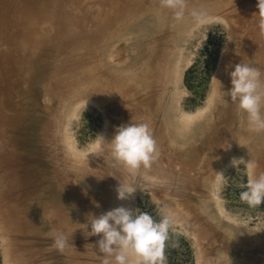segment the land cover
Instances as JSON below:
<instances>
[{"label": "rangeland", "instance_id": "rangeland-1", "mask_svg": "<svg viewBox=\"0 0 264 264\" xmlns=\"http://www.w3.org/2000/svg\"><path fill=\"white\" fill-rule=\"evenodd\" d=\"M86 1L88 3L90 2V4L88 5L84 1L89 7L91 6L92 3L93 6H91L92 9L88 8L91 9L92 11L91 13L89 10L88 13V16L91 13L90 19L88 21L89 23H91L90 25L92 26L88 27L89 24L88 23L86 27L87 29L84 28L85 31L89 32L90 35L98 31L97 35L94 34L96 35V39L98 38L97 39L98 44L96 43L97 46L98 45L101 46L102 43L108 42L105 43V47L104 44L102 45L107 52H105V49L102 47L101 48L103 49V52L102 51L100 52V50H102L100 46L92 47L94 49H97V52H94L95 54L91 52L92 50L91 51L88 50V52H90L89 54H91L92 57L97 56V58H101L98 59L100 60L99 61L100 67L104 63H105V66L103 65L104 67L108 66L107 68H109L111 64H112L111 67H114V65L118 63V61L119 64H116V66L117 65L121 66L122 63L124 67L126 61H130L131 63L134 60L132 62V65L135 66L137 65V68L140 69L142 64H139V61L136 59L137 57L140 58L137 55L138 51L139 53L141 51V54H143L142 48L140 47L138 49V45L140 44L137 42V40L139 37L137 35L136 36L133 35L134 32L137 33L139 28H141V30H144L145 26H149L147 27L148 30H152L155 26V31L157 34L155 32L153 33L154 31L153 29L151 32L152 35L149 40H151V38L157 39V37L159 39V37L161 36L162 37L160 39L162 40L168 39L171 33L174 34L177 30L178 32L179 30L181 32V30L185 31V29H188L186 30L187 32H189V34L187 33L188 40L185 42L186 44L182 46L181 49L182 51L180 50V53L183 52L182 53L183 55L180 54V57L185 56L186 59L184 57V59L183 58L180 59L181 61L184 62H179L180 60L178 61L179 64V66H177L178 71H176L174 74L176 79V86H173V88H175L174 90H176L174 91L177 99L175 100L177 101L175 102L176 103L175 105L178 106V104L180 103L179 106H181L185 110V112L190 115L189 118L184 119L183 121H185L187 125H191L190 130L192 131L195 130L197 127L202 128V132L197 133L193 137L192 142L189 144L191 145L194 142L193 144L196 143L195 144L196 146L198 147L201 146L202 149L204 148L201 153L202 157H200L201 156L200 155L199 156L200 158L194 162L195 158H193L191 155H187L185 157L179 151L180 149L179 147H181V144H176V146L174 147L177 149L173 150L172 148L173 146L170 144V142H168L167 140L168 138L165 135L163 139V137L161 136L162 134L159 132L162 131L161 129L164 127V122L162 118L164 115H162L163 113L161 112L159 113L157 112V114H154L155 110L154 112L152 110L154 108L153 105L150 104H154L155 101L153 100V98H149L152 96L150 94L153 92L151 90L153 88H150L151 87L150 85H149L150 87H148L146 90L147 91L151 90V91L149 92L146 91L145 92L146 94L142 92V94L145 96L135 92L131 93L125 87L120 88L119 91L116 90V92L111 90L109 94L110 98L108 97L107 98L108 100H105V102L103 99H102L103 102L100 100L102 103L99 102V100L97 101L96 99L91 100L90 97L92 95H90V97L88 96L89 99L83 98L84 101L83 102L81 101L82 103L80 102V104L77 105V109L75 108L76 110L74 113H73L74 111L73 109L68 110L65 108V106L61 104L60 106H58L61 107L58 108L59 112L52 113L45 118L49 126L48 129L46 128L47 126L44 128L43 131H45V134L42 131L40 133L37 132L38 135L35 133V131H32L30 130V128H28L30 120H26L24 114L18 117V119H16L17 117H15L16 120L15 121L13 120L15 115L7 112L6 110L4 111L1 110V106H0V113H1L0 115H5L6 117L7 115L8 116L13 115L12 117L9 118L12 120V122L15 121L17 125V127H15L16 129H13L15 133L14 135L15 137L12 138H14V140H12L10 134L8 135V132L5 131L4 129L5 126L0 127L1 128L0 131L2 132L0 133V162L2 161L3 163L4 162L7 163V161L9 162V164H6L7 167L6 165L2 166L3 165L2 163L0 164V212H1L0 213V264H18V263L22 264L20 259L19 261L17 259L21 255L24 256L23 253L18 251L17 244L14 242L16 236L22 237V233L17 234L12 229H10L9 226L7 227L8 221L10 222V219L8 220L5 219L4 221V218L6 217L2 215L3 214L2 211H6L8 209V207L6 206L7 198L5 195H3L4 194L3 192L6 190L13 192L12 190H8V188L14 189V187L19 188L20 186L21 188H23L24 183L25 185L27 184L28 186L26 185V187H24L25 191L24 189L22 190L21 188H19L18 190L21 189L19 193H21L22 191L23 193L27 191H32L37 182L40 183V185H42L44 181L43 179H41L39 175H38L39 177L37 176V174L39 173L36 172L39 171L42 173V171L38 169V164L41 166L43 165L49 166L50 169L54 168L53 171L54 173H56L57 176L56 177L54 175L53 176L57 180H59V182H61L59 186H61L62 184L63 185L66 184L65 186H63L66 191L67 189L72 191L74 189L75 192V190L78 189V187L75 189L74 186L73 188L72 185L74 184L72 182L73 179L72 175L77 174L79 167L77 169L76 168L77 166H75V163L71 160L70 161L68 160V163L64 162L65 159L67 160L69 156V152L70 153L73 152L70 145L71 142L73 143L76 142L74 144H76L77 153L78 151L80 152L76 156L77 160L79 161V165L82 167L80 168L79 171L82 170L85 174L87 173V175L90 172L88 177L91 176V173L94 176H98L97 177L98 182L96 184L97 185L100 184L99 185L100 189H98V192L100 191L101 193V196L96 195L97 197L95 199L92 198L94 199L93 200L94 204L91 205L94 206L93 208L86 209L85 206L73 207L74 210L78 211L80 214L79 224L83 225L88 223L87 218L88 215L91 214L89 213V211L91 210L94 211L93 214L95 216H99L103 213H106L109 210L123 206L131 209H140L141 211L149 213L154 219L159 220L161 218L160 210L162 208H167L174 213L176 223L170 229V238L166 243V247H165V256L167 258L166 264H264V204L253 207L241 201L240 192L243 189L240 188V184L245 183L247 181L248 172L246 169L243 168L242 165L240 168L236 169L232 167L230 163L233 158H243L245 159V161H247L248 159H252L257 164V169H256L257 173L264 172V142L258 141L256 143H253V135L257 136V134H251V132L249 133V131L247 132L248 130L247 125L243 124L242 125L243 136L246 139L247 143H249V145H248V149L244 153L236 152L238 144L235 147H233L234 143H231L228 140L227 132H226V136H224L225 130L223 131V124H224L223 121L224 122L226 121L225 119L227 117L226 111L229 112L228 108L231 106L229 105L231 102L229 103L228 101V103H226L224 102V100H221L224 103H222L220 100L218 102V99H220L219 98L220 94L218 92V89L220 88V84L218 83V81L221 82L223 91H227L231 87L229 73L230 71L233 70V67L230 66H234L235 64H238L241 61H243L245 63H250L252 66L257 67L262 72H264V34H261L258 29L259 9L258 6H256L258 0L257 1L254 0L253 2L251 0H237V1L230 0V2L227 0L228 3L227 1L226 2L224 1L225 5H222L223 0L220 1L218 0L219 2L216 4L218 5L221 3L220 4L221 7L218 5L219 8L215 7L216 10L215 8L213 10H210L215 12L210 13V11H207V23L205 22L203 24H198L195 23L194 20H193L194 22L189 21L191 19L190 12L186 13L184 18L185 20L183 19L181 22L189 21L188 27L184 26L188 24H183L186 22L183 23L179 21L177 22L173 18L174 16L173 17L171 16L173 14L171 12L172 10L167 12L168 15H165L164 14L165 12L162 13L161 5L159 2L160 0L159 1L156 0V2L154 0H150V1L142 0V2H140L141 0H137V2L139 1V3H137L136 5L141 4L137 7H139V9L141 7L142 8L145 7V8L144 9L141 8V11L138 10L137 8L136 13L137 14L141 13L140 17L141 16L142 17L145 16V17L140 18L139 14L138 16H136L137 14H134V16H136V18L132 16L135 19L134 22L132 21L133 20L132 17L130 18L127 16L130 22L128 21L127 18L125 23V21L123 22V18L126 16L123 17L121 14H119L120 17L119 20L121 21L122 19L121 22L122 25L119 24V20L117 19L118 13L116 12L114 14L115 11L111 12L109 10V1H108V7L106 3L103 2V0H100L101 2H98L99 0L97 2L96 0H91V1L86 0ZM116 1L118 0H115V2ZM119 1L121 2V0ZM150 2L151 3L153 2L152 4L156 3L157 6L152 5ZM148 3H150L151 5ZM98 4H101V6H99ZM144 4L147 6H143ZM84 6H85L84 9H86L87 8L86 5ZM149 6L152 7L156 6L158 8L156 7L154 8L157 11L159 12L161 11V12L159 13L156 10H154L152 7L150 8ZM77 9H78L77 10L78 14L84 13V12L79 13L80 9L79 8ZM145 9H148L150 11L149 12L147 10L148 13H150L149 16H147L148 13ZM108 10L110 11V13L108 12V15L106 16L107 14L106 12ZM153 10L155 11V13L157 12V15H155ZM111 14H113L114 17ZM158 15L159 16L163 15V16L159 18ZM102 16H104L107 19H105ZM153 16L154 18L156 16L155 18L156 20L157 18L158 20L159 19L163 20V22L164 20H166L165 24L168 25L166 26L164 24V27H167V29L163 27L161 28V26H163V23L161 24L160 22L162 21L156 22ZM164 16H166L167 18L169 16L171 17V20L176 21V23H181V24H177L176 26L180 25L181 27V25L183 24L185 28L184 27L181 29L179 27L176 28L175 22L169 20V18L168 19L165 18ZM186 17H188V19ZM91 18L98 21L94 23V20L92 22ZM97 18H101V20ZM108 18L111 20L110 22H106V20L109 21ZM138 18L141 21L137 22L139 20ZM114 20L118 21V23L115 22ZM127 21L129 23V26ZM99 22L102 23V25L99 24ZM104 22L110 24L106 25L104 24ZM170 22L173 23L174 25L173 24H172L173 26L169 25ZM135 23L137 26L136 29L134 28L135 26H132L135 25ZM152 23H155V25L154 24L152 25ZM96 24L99 29L97 28L98 30L94 31L93 27L95 28ZM113 24L114 25L118 24V25L113 26ZM124 24L126 25V27L128 26L129 28L128 27L126 28ZM157 24L158 26H156ZM160 24L161 26H159ZM99 25L102 27H100ZM118 26L122 28V31H120L121 28H119ZM170 26L171 28H169ZM189 27L190 30L192 29L191 31L189 30ZM191 27H193L194 29ZM113 28L115 30H112ZM163 29L166 30L171 29L168 30L170 34L166 32L168 34V36H166L167 35L165 33L166 30L164 31ZM106 30L107 32H111V33L115 31V33H113L115 35L113 36V39H110L112 38L113 34L111 35V33L110 34L107 33ZM172 30L173 31L175 30L174 33ZM116 31L117 32L119 31L120 33V34L117 33L118 36H116L117 35ZM158 31H160V33H158ZM161 31L163 34L165 33V36L161 33ZM129 32L131 34H129ZM106 33L108 37L110 35V38L109 40L106 41V38L108 37L103 36L104 37L103 38L104 40L102 39L104 41L103 42L101 39H99V37L100 34L106 35ZM123 33L125 36L123 35ZM148 33L151 34L150 32ZM155 34L156 37L154 36ZM92 40L93 38L91 37V40L89 39L88 41H92ZM100 41L102 42L101 44H99ZM164 43H166L167 45L169 41H165ZM92 45H94V43ZM110 45H111V49L109 48ZM134 45L136 46L135 50H137L135 52L132 49ZM113 46L114 49L115 47L118 48L121 47V49H123L125 53L124 54L121 53V50L119 49L118 51L117 48L114 50ZM129 46L131 47L130 49L132 50L127 49ZM167 46H169V44ZM171 46L169 47L172 48ZM98 48L100 49L98 50ZM125 49H127L128 52L125 51ZM98 51L99 54H96L98 53ZM111 51L116 53V55L114 56L113 53L112 55L108 56L109 54L112 53ZM133 52L136 55L134 56L136 57V59L133 57L134 55ZM15 53L16 52H14V55ZM102 54H105L106 57L108 58H112L111 56H113V58L115 59L112 62H116V63H111ZM125 54H127L128 56ZM89 56L88 54H86L85 57L86 61L89 60L87 59V57L90 58ZM102 56L104 57L102 58ZM119 57L121 58L125 57L123 58V61L125 62L120 61L122 59H120ZM127 57L130 58V60ZM149 57L147 58L148 60ZM151 57L154 56L151 55ZM94 58L95 57H93V59L91 58V60L89 61L91 62L92 60H94ZM113 58L111 60H113ZM103 59L104 60L106 59L105 60L106 62L103 61ZM101 60L102 62H104L103 64H100ZM108 62H110L109 65ZM136 62L138 64H136ZM4 63L6 62L4 61ZM84 63L87 64L85 61ZM130 63L128 65H131ZM85 64L82 63V65H80L79 67H82ZM126 64L125 67H128ZM88 66L91 67V65L83 66V68L85 67L83 71L86 70V68L89 69L90 71L91 68H89ZM103 66L101 67L102 71L103 69L108 70ZM134 69H136V67ZM150 71H151L150 69L147 70L148 73H152ZM101 73L103 74V72ZM112 74L114 76V73ZM124 74H126L124 73V71L120 73V75H123L122 77L124 79L125 78L127 79L130 76L127 75L125 77ZM0 78H1L0 80L3 79V75L1 74V72H0ZM15 87H18L17 82L16 85L12 87V89H16L17 91V88ZM124 89L125 91H123ZM147 94L150 96H148ZM172 94L173 93L170 91V97H168L169 100L171 99ZM0 98L2 99L1 94H0ZM225 98L227 99V97ZM87 99H88V103L86 105V110H85L84 102ZM150 99H152L153 103H150L152 102L150 101ZM162 99H164V97H162ZM18 100L24 103V105L28 107L33 105L38 106L39 103H41V99L34 98V95L28 94V96H24V90L19 92ZM45 100H44V104L49 105V107L53 105V101H50L51 97L49 99V96H45ZM219 103H221L220 106ZM222 104L224 105L222 106ZM226 104H228L229 106ZM0 105H1V100H0ZM55 106L56 105H54V107ZM62 106L64 108H62ZM226 108L228 110H226ZM65 110L66 113H68L69 115L65 113ZM219 110H221L223 113L220 112L219 114ZM5 116L4 117L2 116L3 119H5ZM68 116L70 117L68 118ZM224 116L226 117L224 118ZM21 117H24L23 120L21 119ZM26 118L30 119L32 117L27 116ZM3 119H1L0 121L4 123L0 122L1 123L0 125L5 124L6 120L3 121ZM18 120H20L21 122L23 121L24 123L22 124L20 123L21 124L20 125L19 124L20 121ZM25 121H29L27 123L28 125L25 123ZM131 122H136V123L147 122L149 124L153 132L154 138L157 141L160 152L158 160L152 164L150 169H146V170L141 169L140 172L137 173L134 177L130 176L129 173L126 171V169L113 159L109 147L107 146L101 147L97 138L98 136H102L106 142H110L115 134L116 129L119 126L126 125ZM36 124L33 125V129L38 128ZM217 128L218 130H215ZM220 128L222 129L221 131ZM217 131L222 132L220 134L221 136L217 134ZM31 132H33V134H31ZM34 133L36 134V136L34 135ZM3 135L6 137V139L5 137H3ZM31 135L32 136L34 135L33 138H31ZM223 137H225L226 139ZM7 138H11L10 142L15 143V147H12L14 146V144L11 146L9 139L7 140ZM35 139L37 141H35ZM73 139L74 141H71ZM6 141H8L7 142L8 144L6 143ZM227 143L231 144V148L225 151L221 147L225 146ZM9 146L12 148H10ZM5 147H9L10 149L8 148L9 149L8 150ZM13 148L14 149L16 148L17 150L16 149L13 150ZM5 149L8 150V152ZM15 151L18 152L16 153ZM33 151L34 154L31 153ZM4 152L6 154L7 153L8 154L11 153L13 155L16 154L15 155L16 158L11 154L10 155L7 154L8 159L6 161V154H4L5 157L3 155H2L3 157L1 156V154H3ZM13 152H15V154ZM30 153L32 155H30ZM66 153L68 156L66 155ZM41 154L42 156L44 155L45 157L44 156L42 157ZM17 155H19L20 157H17ZM11 156L12 159L10 160L9 158H11ZM34 157L36 162L40 161L41 163L37 162L36 165L29 166L30 158L34 159ZM41 157L42 160H39ZM3 158L5 159V161ZM9 160L10 161L13 160V161L10 162ZM18 161L21 163H19ZM14 162L16 163V165L21 164L20 169L17 168L19 167V165L18 166L14 165L15 164ZM10 163L13 164V167L10 166L11 165ZM64 163L66 164L65 166L66 173L69 174L71 171L73 172V174L71 175L69 174V177L71 176L70 181L68 180V176L64 177L66 176V173H63L65 172L64 171L65 168H63L65 165ZM53 164H55V166ZM62 164L63 167L61 166ZM24 166L27 167L26 170ZM56 166H61L58 169L62 170V172H60L58 169L56 171L55 170L57 168ZM5 167L8 169H10L11 167L9 173H13L12 171L15 170L16 167L15 173H17L19 177L17 176V174H15L14 177L11 176L10 174L11 177H9V173L7 172L8 169H5ZM67 167L69 168L71 167V169H67ZM58 171L60 173H58ZM214 171L222 172L227 178V180L217 185L215 182ZM63 174H65L63 176L64 179L61 178ZM12 175H14V173ZM20 176L21 178L23 177L22 180L20 179ZM26 177L27 179H25ZM28 178L33 183L29 181ZM61 179L64 180V183H62L63 181H61ZM23 180L28 183L24 182ZM19 181L23 182V186L20 185L21 182ZM129 181L134 183L138 187L136 193L129 200L123 201L121 203L120 202L121 200L119 201L117 199V192L115 194L111 193L110 195L103 194V191L107 190V188L108 190L111 188L117 189V187L119 186V182L123 183ZM17 184L19 186H17ZM106 184H109L111 186L109 185L107 186ZM70 185L72 188L70 187ZM104 185L106 186V188ZM40 187L41 188L38 187L41 191L39 195L43 198L45 197L46 200L48 199L47 196L50 193H53V191L54 193L56 192L55 189H48L43 186ZM103 188L105 189L102 190ZM79 190H77L75 193L77 194V192L81 191ZM8 193L11 196L14 195L12 197H15L16 194H17L16 196L19 195L18 191H16V193L14 191V194L10 192ZM79 194H82L81 195L82 199H85L86 197L87 199L85 201L88 202L89 200L88 197L90 196L87 197V194L86 193L84 194L83 191ZM66 202L62 201V203H57L58 206L51 208L29 207L28 212L25 213H27V215L33 214L36 225H38L39 228L42 227L41 230H43V233H55L56 228H54L52 224L45 225L44 224L45 219L50 212H52V215L57 214L58 216L62 217L63 213L72 211L71 206L63 205L66 204ZM96 204H99V207H96ZM82 225H80V227L84 228ZM46 226L47 228H45ZM83 230H85V228ZM79 235L81 236V241L84 240L83 242L86 241L88 243H92L93 250L95 252H98V248L96 247V242L99 240V238L97 239L96 236L88 237V233H80ZM39 256L42 257V255ZM65 256L66 258H69V254L68 255L65 254ZM79 260H80L79 264H101L100 253L99 256L93 257L90 261H88L86 257L83 259V256H81Z\"/></svg>", "mask_w": 264, "mask_h": 264}, {"label": "bare ground", "instance_id": "bare-ground-1", "mask_svg": "<svg viewBox=\"0 0 264 264\" xmlns=\"http://www.w3.org/2000/svg\"><path fill=\"white\" fill-rule=\"evenodd\" d=\"M84 1L88 5L90 4V2L88 3L86 0H0V72L3 75V79L0 80V88H1L0 94L2 97V99L0 98L1 110H3V111L6 110L7 112L15 115L13 120H15V117H17L16 119H18V117H20L22 114H24L25 119L30 120L29 125L27 124L29 121H25V123L28 125V128H30V130H32V131H35V133L37 134V132H39V133L42 132L46 126H47L46 128L48 129V127H49L48 122L46 121L45 118L52 113L59 112L58 108H61V107H58V106H60L61 104L63 106H65V108L68 110L73 109L74 111L73 110H71V111H73V113H74L75 110L77 109V105L80 104L81 101L82 102L84 101L83 98L89 99L90 95H92L91 96L92 98L90 97L91 100L96 99L97 101L99 100V102H101V101L103 102V100H104V102H105V100H108L107 99L108 97L110 98L109 94H110L111 90L116 92V90L119 91L120 88L125 87L131 93L135 92L138 94H142V92H144V94H146L145 93L147 91L146 89L151 86L150 88H153V89H151L153 92L150 94L152 96L149 98H153V100L155 101L154 104H150V105H153V108H154V109H152V106H151V109L153 110V112L155 110L156 113L154 112V114H157V112L158 113L161 112V113H163L162 115H164L162 117L163 122H164V127L161 129L162 131L159 132L162 134V135L161 134L160 135L163 137V139H164V135L168 138L167 140L173 146L172 147L173 150L177 149L174 147V146H176V144H181V147H179L180 148L179 151L185 157L187 155H191L193 158H195L194 162L197 159H199L200 157H202L201 153H202V150L204 148L202 149L201 146H199V147L196 146L195 145L196 143L193 144L194 142L191 145H189L192 142L193 137L197 133L202 132V128L197 127L195 130L192 131V130H190L191 125H187L185 123V121H183L184 119L189 118L190 115L187 114L181 106H179L180 105L179 102H178L179 104L177 103L178 106L175 105L176 104L175 102H177L175 100H177V99H176L174 91H176V90H174L175 88H173V86H176V79H175L174 74L176 71H178V69H177V66H179L178 61L181 58L184 59V57H185V56L180 57V54L183 53V52L180 53V50L182 49V46L184 44H186L185 42L188 40L187 35L189 34V32L186 31L188 29H185V31L181 30V32H180V30H179V32L177 30L175 32L176 34L174 33L175 30L174 31L172 30L174 34L171 33V35H169V38L165 37L168 39L162 40V39H160L162 37L161 36V37H159V39L157 37V39L151 38V40H149L151 35H152L151 32L153 29H154L153 33L154 32L156 33L155 26L152 30H148L147 27H149V26H145L144 30H141V28H139L138 31L136 30L137 33L134 32L133 35L134 36L137 35L139 37L137 40V42L140 44V45H138V49L141 47L143 54H141V51H140V53L138 51L137 55L140 58L137 57V59H136V57H134V56H136L134 54V52L137 51V50H135L136 46L134 45L135 48L132 47V49L134 50L133 57L139 61V64H142V66L140 65L141 66L140 69L137 68V65L136 66L132 65V62L134 60L131 63H130V61H126V63L129 62L131 64V65H128L129 63H127V64L125 63L128 67H125V64L123 67L122 63H121V66L120 65L116 66V64H119V61H118V63L112 62V61H114L115 58H113V56H111L113 58V60H111L112 58L106 57L105 54H107V53H105L102 55H104L111 63H116V64L115 65L113 64L114 67H111L112 66V64H111L110 65L111 68L110 67L107 68L108 66L104 67L105 63L102 62V60H101L102 63L100 62V64L104 63L103 64L104 66L103 65L102 66L104 68L108 69V70L103 69V71H102L101 70L102 66L100 67V65H99L100 60H98L101 58H97V56H93V57H95L94 60H92L91 62L89 61V60H91V58L93 59V57L91 56V54H89L90 52H88V50L89 51L92 50L91 52H93V54H95L94 52H97V49H94L92 47L97 46L96 43L98 44V42H97L98 38L96 39V35H97L98 31L93 33L92 35H90V33L85 31V29H84L87 27V24L89 23L88 20L90 19V14L92 13L91 6H93L92 2H91L92 3L91 6L89 7ZM97 1L98 0H96V2ZM108 1H109V10L111 12L115 11L114 14L116 12L118 13V18H117L118 20L120 18L119 14H121L123 17L126 16V17H124L125 20L122 17L123 22L125 21V23H126V20L128 17L131 18L132 16H134V14H137L136 13L137 8L140 11L142 8L141 7L139 9V7H137V6L141 5V4L136 5L137 3H139V1L137 2V0H127V1L121 0V2L119 0L116 2H115V0H103V2L106 3L107 7H108ZM154 1L156 2V0H154ZM216 1L215 0H185V3H186L185 14L190 12L191 19L189 18L190 19L189 21H193L194 19H193L191 13L194 10L195 11H204L207 13V11L213 10L215 7H218V5L220 6L221 3L218 5L216 4L220 0L219 1L216 0ZM224 1L226 2L227 0H223L222 5H225ZM228 1L230 2V0H228ZM228 1H227V3H228ZM234 1H237V0H234ZM251 1L253 2L254 0H251ZM98 2H101V1L99 0ZM119 2H120V4H119ZM123 2H124V4H123ZM140 2H142V0ZM83 3L87 7L86 9H88V8H91V9H88V10L84 9L85 6L83 5ZM95 3H94V5H95ZM150 3H148V4H150ZM157 4H159V3H157ZM98 5L101 6V4H98ZM152 5H156V3L152 4ZM143 6H147V5L144 4ZM156 6H154V7H156ZM256 6H258V3ZM149 7L151 8L152 6H149ZM154 7H152V8L154 10H156ZM77 8L80 9L79 13L80 12H84V13H80L82 15L78 14ZM144 8H142V9H144ZM156 8H158V7H156ZM148 9H145V10L147 11ZM89 10L91 13L88 16ZM109 10L106 12L107 14L105 13L106 16L108 15V12L110 13ZM154 10H153V12L155 13ZM161 10H162V13L165 12L164 13L165 15H168L167 12L171 11L170 9L164 8L162 6H161ZM215 10H216V8H215ZM148 11H147V13H148ZM86 12H87V14H86ZM143 12H144V10H143ZM157 12H159V11H157ZM157 12L155 13V15H157ZM211 12H215V11H210V13ZM210 13H209V15H210ZM138 14L140 17L141 13H138ZM138 14L136 16H138ZM111 15L114 17L113 14H111ZM149 15H150V13H148L147 16H149ZM92 16H93V14H92ZM104 16H102V17H104ZM136 16H134V17L136 18ZM161 16H163V15H161ZM161 16H159V18H161ZM169 16H168V18H169V20H171V17H169ZM171 16L173 17V14ZM186 16H189V15H186ZM113 17H112V19H113ZM144 17H142V18H144ZM164 17L167 18L166 16H164ZM93 18H91L92 22L94 20ZM109 18H111V17H109ZM109 18H108L109 21L106 20V22L111 21ZM153 18H154V16H153ZM155 18H156V16H155ZM184 18H185V16H184ZM186 18L188 19V17H186ZM97 19L101 20V18H97ZM105 19H107V18H105ZM105 19H103V20H105ZM117 19H115V20H117ZM162 19H163V17H162ZM134 20L135 19L133 18L132 21H134ZM169 20H167V21H169ZM97 21L94 20V23H96ZM128 21H129V18H128ZM128 21H127V23H128ZM132 21H131V23H132ZM139 21H141V20L139 19L137 22H139ZM155 21L156 22L162 21L160 23L161 24L163 23V26H161V24L159 26H161V28L163 27V28L167 29V27H164L166 20H164V22H163V20H161V19L158 20V18H157V20L155 19ZM171 21H174V20H171ZM189 21H187V22L183 21L186 23H183L181 21H179V22H181L183 24H188ZM115 22L118 23V21H115ZM121 22H122V19H121V21L119 20V24H121ZM174 22H175L176 28L179 27L181 29L184 26H187V27L189 26V24L184 25V26L182 24L181 27H180V25L176 26L177 24H181V23H176V21H174ZM90 24L91 23L88 24V27L92 26ZM97 24L95 27L96 29L93 27L94 31L99 29L97 27ZM99 24L102 25V23H100V22H99ZM104 24L107 25L108 23L104 22ZM153 24L155 25V23H152V25ZM172 24L173 23H171V22L169 23V25L173 26L174 24L173 25ZM116 25H118V24H116ZM116 25L113 24V26H116ZM121 25H119V26H121ZM138 25H140V24H138ZM150 25H151V23H150ZM165 25L167 26L168 24H165ZM94 26H95V24H94ZM124 26L126 27L125 24H124ZM128 26H129V23H128ZM132 26H135L134 27L135 29L137 27L136 23H135V25H132ZM156 26H158V24ZM171 26L169 28H171ZM195 26H196V24H195ZM100 27H102V26H100ZM110 27H111V25H110ZM121 27H123V26H121ZM121 27H119V28H121ZM191 28H193V27H191ZM166 29H163V30L165 31ZM107 30H106V32H107ZM112 30H115V29L113 28ZM112 30H109V31H112ZM123 30H125V29H123ZM158 30H160V29H158ZM168 30H171V29H168ZM168 30H166L165 33L167 32L170 34V32H168ZM189 30H190V27H189ZM120 31H122V28ZM91 32H93V31H91ZM148 32H150L151 34H149ZM107 33L110 34L111 32H107ZM107 33H106V35L100 34V37H102V38H100L98 36L99 39L102 40L104 37L107 36ZM113 33H115V31H113L111 33V35ZM117 33H119V31L118 32L116 31V34ZM158 33H160V31H158ZM161 33H162V31H161ZM165 33L164 34L162 33V34L165 36ZM94 34H96V35H94ZM104 34H105V32H104ZM129 34H131V33L129 32ZM156 34L154 35L155 37H156ZM123 35H124V33H123ZM113 36H115V35L113 34L112 38H110V35H109V37L107 36L108 38H106V41L109 40V38L113 39ZM116 36H118V34ZM166 36H168V34ZM91 37L93 38V40L88 41L89 39L91 40ZM83 39H85V40H83ZM114 39H115V37H114ZM113 41H115V40H113ZM165 41H169V43H167V45L169 44V46L174 45V46H171L174 50L172 48H170L169 46H167L166 43H164ZM93 43H94V45H92ZM101 43L102 42L100 41L99 44H101ZM105 43H108V42L102 43V45L104 44V47H105ZM109 44H110V42H109ZM102 45L101 46L98 45V46H100V48L101 47L104 48ZM111 45H113V44H111ZM111 45L109 47L110 49H111ZM100 48H98V50ZM116 48L118 49V51L120 49L121 53H123V54L125 53L124 50L121 49V47H119V48L115 47V49ZM130 48L131 47L129 46L127 49L129 50ZM107 49H108V47H107ZM113 49H114V46H113ZM127 49H125V51L128 52ZM132 49H130V50H132ZM101 51L103 52V49L100 50V52ZM14 52H16L15 55H14ZM105 52H107L106 49H105ZM111 52H112L111 54L108 53L109 54L108 56H110L114 53L113 51H111ZM86 54H88V56L90 55L89 56L90 58L87 57V59H89L87 61L85 60ZM96 54H99V51ZM100 55H101V53H100ZM115 55H116V53H114V56ZM125 55H127V54H125ZM151 55H153L154 57H151ZM104 56H102V58ZM117 56H118V54H117ZM98 57H101V56H98ZM125 57H123V58H125ZM148 57H149V60L147 59ZM119 58L122 59L120 61L125 62V61H123V58H121V57H119ZM134 58H132V59H134ZM128 59L130 60V58H128ZM185 59H186V57H185ZM105 60L103 59V61H105ZM117 60H119V59H117ZM4 61L6 63H4ZM84 61L87 64H85ZM110 62H108V65L110 64ZM179 62H184V61L180 60ZM82 63L85 65H91V67H89V66L88 67L91 68L92 70L90 69V71H89V69L86 68V70L83 71V69L85 68V67L83 68V66H85V65H83L82 67H79L80 65H82ZM148 63H150V64H148ZM136 64H138V63L136 62ZM134 66L136 67V69H134L135 68ZM149 69L151 70L150 72H152V73H148L149 71L147 72V70H149ZM123 71H124V73H126V74H124L125 77L127 75H130L127 79L125 78L126 80L122 77L123 75H120V73H122ZM125 71H127L128 74ZM101 72H103V74ZM112 73H114V76ZM16 82L18 83V87H15V88H17V91H16V89H12V87H14V85H16ZM23 90H24V96H28V94L34 95V98L41 99V103H39L38 106L37 105H33L30 107L25 106L24 103H22L18 100V94L20 91H23ZM151 90H149V91H151ZM123 91H125V89ZM149 91H147V92H149ZM170 91L173 94L171 95V99L169 100L168 97H170ZM150 95H148V96H150ZM45 96H49V99L51 97L50 101H53L52 106L49 107V105L44 104ZM143 96H145V95H143ZM162 97H164V99H162ZM219 98L220 99H218V102H219V100L220 101L222 100L221 97H219ZM227 99H229V98L227 97ZM150 101H152V99H150ZM221 102L224 103L223 101H221ZM230 102L231 101H229V103ZM47 103H48V101H47ZM150 103H153V101ZM164 104L168 105V106H165ZM54 105H56V106L54 107ZM220 105H221V103H219V106ZM223 105L224 104H222V106ZM226 105H228V104H226ZM229 105H231V106L228 108L229 112L226 111L227 117L224 116V118L226 117L225 118L226 121L225 122L223 121V123H224L223 124V131L225 130L224 131L225 134L224 133L223 134H224V136H226V132H227L228 140L231 143H234L233 147H235L238 144L236 152L244 153L248 149V145H249V143H247L246 139L243 136L242 125L246 124V119H245V116L238 110L236 103L231 102ZM63 106H62V108H64ZM166 107H168V108H166ZM228 109L226 108V110H228ZM67 112H70V111H67ZM220 112H222V111L219 110V114H220ZM65 113H66V110H65ZM66 114H68V113H66ZM71 114H72V112H71ZM71 114H70V116H71ZM0 116L4 117L5 115H0ZM12 116L7 115V117L5 116V119H3V117L2 118L0 117L1 119H3V121L6 120L5 124L0 125V127L5 126L4 129H5V131L8 132V135L10 134L11 138L15 137L14 136L15 133H14L13 129H16L15 127H17V125L15 123L16 120L14 122H12V120L9 118ZM27 116L32 117V118L28 119V118H26ZM70 116H68V118ZM23 118L24 117H21L22 120H23ZM18 121H20V120H18ZM1 123H4V122H1ZM20 123L22 124L24 122L20 121L19 124ZM34 124H36L38 126V128L33 129ZM194 127H196V126H194ZM221 128H220V131L222 130ZM35 129H38V130H35ZM215 130H218V128ZM220 131L219 132L217 131V134L219 136H221L220 134L222 133ZM3 132H4V130H3ZM43 132L45 134V131H43ZM247 132H248V130H247ZM0 133H2V132L0 131ZM35 133H34V135L36 136ZM31 134H33V132H31ZM251 134H255V133H251ZM33 136L31 135V138H33ZM3 137H5V136L3 135ZM7 137H9V136H7ZM11 138H7V140L9 139V142H10ZM35 138H37V137H35ZM223 138H225V137H223ZM5 139H6V137H5ZM12 140H14V138H12ZM35 141H37V140L35 139ZM71 141H74V139ZM258 141L264 142V133L257 134V136L253 135V143H256ZM7 142L8 141H6V143ZM32 142H34V141H32ZM27 143H29V142H27ZM74 143H76V142H74ZM74 143L73 142L70 143L71 149L73 150V152L72 153L69 152V156L66 153L68 158H67V160L65 159L66 161L64 160V162L68 163V160L69 161L71 160L75 163V166H77L76 167L77 169L79 167L78 171L76 170L77 174L72 175L73 176L72 182L74 184L72 186H73V188L75 186V189L78 187V189H76L75 192L79 189L81 190V191L79 190L80 192H77V194H76L74 192V189H73V191L67 189V191H68L67 192L65 190V188L63 187L66 184L65 185L62 184L61 186H59V184H61V182H59V180H57L55 178L57 175L53 171L54 168H51L52 169L51 170L49 166H45V165L41 166L39 164H38V169L41 170L42 173L39 171H36V172L39 173V174H37V176L39 175L41 177V179H43V181H44L42 183V185H40V183L37 182L32 191H27L24 193L22 191L21 193H19L21 191V189L22 190L24 189V191H25L24 187H26L27 184L25 185V183H24L23 188H21V186L19 187V188H21L20 190H18L19 189L18 187H16V188L14 187V189H16V190L8 188V190H12L13 192L7 191V190L3 192L4 193L3 195H5L7 198L6 206L8 207V209L6 210L7 212L2 211V213H3L2 215L4 217H6V218H4V221H5V219H7V220L10 219V222L8 221L7 227L9 226L10 229H12L17 234L22 233V237L16 236L15 237L16 239L14 240V242L17 244L18 251H20L21 253L24 254V256L21 255L17 259L18 261L20 259L22 264H79V262H80L79 259L81 256H83V259L86 257V259L88 261H90L93 257L99 256V252H95L93 250L92 243H88L86 241L83 242L84 240L81 241V236L79 234L80 233H88V232L86 229L83 230L84 228L80 227V224H79V215L80 214L78 211H75L73 207H75V206L84 207L85 206L86 209L93 208L94 206H91L94 204L93 200L98 195L101 196L100 191L98 192V189H100V186H99L100 184L99 183H98L99 185L96 184L98 182V180H97L98 176H94L91 173V176L88 177L90 172L87 175V173L85 174L82 170L79 171L80 168H82V167L79 165V161L77 160L76 156L80 152L78 151V153H77L76 144H74ZM13 144H14V146H12ZM11 146L15 147V143H11ZM9 147H5V148L8 149ZM12 147H10V148H12ZM15 149L13 148V150H15ZM5 150H3V151H5ZM8 150H6V151L8 152ZM169 150H170V148H169ZM15 152H13V153L15 154ZM31 153L34 154V151ZM31 153H30V155H32ZM4 154H6V153L4 152L3 154H1V156L2 155L4 156ZM7 154H6V161L8 159ZM10 154L11 153H9L8 155H10ZM11 155L15 156L16 154L15 155L11 154ZM12 156H11V158H9L10 160L12 159ZM41 156H42V154H41ZM17 157H20V156L17 155ZM42 157L39 160H42ZM15 158H16V156H15ZM31 158H30L29 166L36 165V163L38 161L36 162L35 157H34V159H31ZM4 161H5V159H4ZM12 161H10V162H12ZM1 163L3 164L2 166L9 164L8 161H7V163L4 162L5 164L3 163V161L0 162V164ZM19 163H21V162H19ZM70 164H68V165H70ZM14 165L18 166L19 164L16 165V163H15ZM20 165L17 168L20 169ZM22 165H23V163H22ZM53 165L55 166V164H53ZM10 166L13 167V164H11ZM61 166L63 167V164ZM61 166H56L57 168L55 167L56 168L55 170L57 171V169ZM65 166H66V164L63 167V168H65L64 169L65 172H63V173H66V167ZM6 167H7V165H6ZM6 167H5V169H8ZM21 168H22V166H21ZM24 168H25V170L27 169L26 166H24ZM74 168H73V170H74ZM10 169H11V167H10ZM10 169L7 170L8 173L10 172ZM67 169H71V167L70 168L67 167ZM59 171L62 172V170H59ZM59 171H58V173H60ZM12 172L14 173V175H12L13 173H9V177H11V176L14 177L15 174H17V173H15L16 167H15V170H13ZM20 172H22V171H20ZM74 172H75V170H74ZM79 172H81V173H79ZM82 172H83V174H82ZM10 174H11V176H10ZM69 174L71 175V174H73V172L71 171ZM69 174L66 173V176H64L65 174H63L61 176V178H63V176L64 177L68 176V180L70 181L71 176L69 177ZM27 175H28V173H27ZM17 176H18V174H17ZM25 176H26V174H25ZM58 176H60V175H58ZM27 177H29V176H27ZM27 177L25 179H27ZM34 178H36V177H34ZM20 179L22 180L23 177L21 178V176H20ZM28 180H29V178H28ZM29 181H31V180H29ZM61 181H63L62 183H64V180L61 179ZM19 182H21V181H19ZM24 182H26V181H24ZM35 182H36V180H35ZM21 183H20V185L23 186V182H21ZM26 183H28V182H26ZM106 185L108 186L109 184H106ZM17 186H19V185L17 184ZM40 186H43V187L48 188V189H55L56 192L54 193V191H53V193H50L47 196L48 199L46 200L45 197L43 198L39 195L41 193V191L39 189V188H41ZM109 186H111V185H109ZM67 187H69V186H67ZM70 187H71V185H70ZM105 188H106V186H105ZM105 188H103L102 190H104ZM14 191H15V193H16V191H18L19 195L16 196L17 195L16 194L15 197H12L14 195L11 196L8 193V192H10V193L14 194ZM82 191L84 194L85 193L87 194V197L88 196L91 197V198L88 197L89 198L88 202L85 201L87 199L85 196H84L85 199H82V197H81L82 194H79ZM111 193L115 194L116 189L111 188L108 190V188H107V190L103 191L104 195H106V194L110 195ZM92 198H94V199H92ZM62 201H65V202L67 201L66 204H63V205L71 206L72 211L63 213L62 217L58 216L57 214L52 215V212H50L49 215L46 217L44 224L45 225L52 224L54 226V228H56L55 232H63L67 235L70 246L65 248L63 251L58 250L57 248H55L53 246V234L54 233H43V230H41L42 227L39 228L38 225H36L33 214L27 215V213H25V212H28L29 207L51 208V207L58 206L57 203H62ZM120 202L122 203L123 201H120ZM89 213L93 214L94 211L91 210V211H89ZM9 223H10V225H9ZM45 228H47V226ZM90 230L91 229L89 228L88 231H90ZM96 238L100 239V236H96ZM65 254H67V255L69 254V258H66ZM39 255H42V257ZM18 261H17V263H18ZM18 264H21V263H18Z\"/></svg>", "mask_w": 264, "mask_h": 264}, {"label": "clouds", "instance_id": "clouds-1", "mask_svg": "<svg viewBox=\"0 0 264 264\" xmlns=\"http://www.w3.org/2000/svg\"><path fill=\"white\" fill-rule=\"evenodd\" d=\"M160 4L172 10L176 21L184 19L185 0H160ZM258 9V29L264 34V0H258ZM191 15L198 24L207 22V13L204 11L194 10ZM230 67H233L229 73L230 89L223 91L221 82L217 80L221 99L226 103H236L238 110L245 116L249 132L264 133V72L243 61ZM87 103L88 99L84 102L85 110ZM97 138L101 147H109L113 159L133 177L141 169H150L160 155L157 141L147 122H131L119 126L110 142H106L102 136ZM221 148L227 151L231 144L227 143ZM230 163L236 169L242 165L248 172L247 181L240 184L243 189L240 192L241 201L253 207L264 204V172L257 173L256 162L252 159L245 161L243 158H233ZM226 180L222 172H215L217 185ZM137 190L138 187L130 181L119 182L117 199L129 200ZM160 216L156 220L140 209L121 206L99 216L89 214L88 223L80 225L87 230L88 237L100 236L96 247L101 264H166L165 247L170 238V229L176 221L174 213L167 208L160 210ZM53 246L61 251L69 247L67 235L55 232Z\"/></svg>", "mask_w": 264, "mask_h": 264}]
</instances>
